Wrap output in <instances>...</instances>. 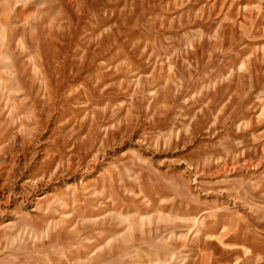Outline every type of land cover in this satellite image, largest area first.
<instances>
[{
	"label": "rangeland",
	"instance_id": "1",
	"mask_svg": "<svg viewBox=\"0 0 264 264\" xmlns=\"http://www.w3.org/2000/svg\"><path fill=\"white\" fill-rule=\"evenodd\" d=\"M0 264H264V0H0Z\"/></svg>",
	"mask_w": 264,
	"mask_h": 264
}]
</instances>
